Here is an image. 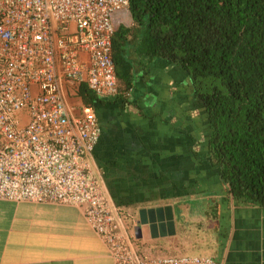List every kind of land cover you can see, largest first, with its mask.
Listing matches in <instances>:
<instances>
[{
    "label": "crops",
    "instance_id": "obj_1",
    "mask_svg": "<svg viewBox=\"0 0 264 264\" xmlns=\"http://www.w3.org/2000/svg\"><path fill=\"white\" fill-rule=\"evenodd\" d=\"M114 21L117 28L132 20L122 11ZM122 49L134 75L126 95L96 96L87 105L81 86L75 91L63 82L62 87L72 115L85 106L94 110L100 134L93 172L126 217L138 251L205 255L217 264H264V208L236 203L205 160L204 122L189 79L175 65L149 57L142 35L125 36ZM166 205L172 209L174 234H132L139 208ZM0 264L114 262L78 207L0 200Z\"/></svg>",
    "mask_w": 264,
    "mask_h": 264
},
{
    "label": "built area",
    "instance_id": "obj_2",
    "mask_svg": "<svg viewBox=\"0 0 264 264\" xmlns=\"http://www.w3.org/2000/svg\"><path fill=\"white\" fill-rule=\"evenodd\" d=\"M128 9L129 0H0V200L78 207L114 264H217L138 251L93 172L94 110L72 115L66 106L63 82L117 95L114 16ZM25 107L29 117L18 119Z\"/></svg>",
    "mask_w": 264,
    "mask_h": 264
},
{
    "label": "trees",
    "instance_id": "obj_3",
    "mask_svg": "<svg viewBox=\"0 0 264 264\" xmlns=\"http://www.w3.org/2000/svg\"><path fill=\"white\" fill-rule=\"evenodd\" d=\"M131 25L115 28L117 95L133 86L125 36L175 65L204 122L205 160L236 203L264 208V0H129ZM85 104L96 95L80 88Z\"/></svg>",
    "mask_w": 264,
    "mask_h": 264
},
{
    "label": "water",
    "instance_id": "obj_4",
    "mask_svg": "<svg viewBox=\"0 0 264 264\" xmlns=\"http://www.w3.org/2000/svg\"><path fill=\"white\" fill-rule=\"evenodd\" d=\"M137 213L138 219L134 230L136 238H142L144 235L146 238H154L175 233L171 206L142 207Z\"/></svg>",
    "mask_w": 264,
    "mask_h": 264
},
{
    "label": "rangeland",
    "instance_id": "obj_5",
    "mask_svg": "<svg viewBox=\"0 0 264 264\" xmlns=\"http://www.w3.org/2000/svg\"><path fill=\"white\" fill-rule=\"evenodd\" d=\"M17 117L18 119H27L29 117V112H28V109L25 107V108H22L18 113H17Z\"/></svg>",
    "mask_w": 264,
    "mask_h": 264
},
{
    "label": "clouds",
    "instance_id": "obj_6",
    "mask_svg": "<svg viewBox=\"0 0 264 264\" xmlns=\"http://www.w3.org/2000/svg\"><path fill=\"white\" fill-rule=\"evenodd\" d=\"M127 12H129V10Z\"/></svg>",
    "mask_w": 264,
    "mask_h": 264
}]
</instances>
